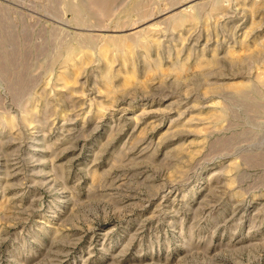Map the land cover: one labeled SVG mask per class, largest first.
<instances>
[{"label": "rangeland", "instance_id": "374dc122", "mask_svg": "<svg viewBox=\"0 0 264 264\" xmlns=\"http://www.w3.org/2000/svg\"><path fill=\"white\" fill-rule=\"evenodd\" d=\"M0 264H264V0H0Z\"/></svg>", "mask_w": 264, "mask_h": 264}]
</instances>
